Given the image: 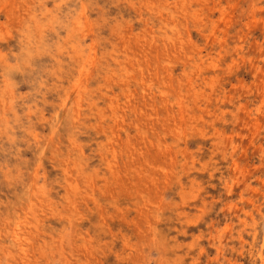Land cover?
Masks as SVG:
<instances>
[{"label":"rangeland","instance_id":"rangeland-1","mask_svg":"<svg viewBox=\"0 0 264 264\" xmlns=\"http://www.w3.org/2000/svg\"><path fill=\"white\" fill-rule=\"evenodd\" d=\"M0 264H264V0H0Z\"/></svg>","mask_w":264,"mask_h":264}]
</instances>
